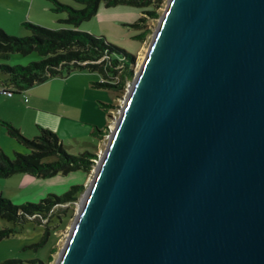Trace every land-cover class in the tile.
Instances as JSON below:
<instances>
[{
	"label": "water",
	"instance_id": "obj_1",
	"mask_svg": "<svg viewBox=\"0 0 264 264\" xmlns=\"http://www.w3.org/2000/svg\"><path fill=\"white\" fill-rule=\"evenodd\" d=\"M54 264H264V0H166Z\"/></svg>",
	"mask_w": 264,
	"mask_h": 264
},
{
	"label": "rangeland",
	"instance_id": "obj_2",
	"mask_svg": "<svg viewBox=\"0 0 264 264\" xmlns=\"http://www.w3.org/2000/svg\"><path fill=\"white\" fill-rule=\"evenodd\" d=\"M0 2L6 6L12 5L16 10L15 12H9L8 10L0 8L1 16L2 13H7L11 14V17L19 19V23L14 24V20L12 22L11 19L7 20L1 17L0 23L4 24L5 29L2 26L0 27L9 34L25 35L29 33V29L22 23V21H24L22 14L25 13L22 10L29 9V0H0ZM165 3L166 0L158 2V6L155 7L156 14L154 15H149L142 11L145 7L130 4L103 6L101 3L99 10H97L92 17L79 24V26L88 27L90 29L88 31L90 32L103 34L108 41L134 53L135 55L131 62L132 74L122 78L123 81L119 84V87L114 90L112 87L108 86H96L93 81L107 80L114 83L120 82L121 65L113 67L117 69V71L110 72L112 77H101L97 71L87 69H75L70 71V73H72L71 75L75 74V76L70 79V83L80 85L79 90H74L73 95L70 94V100L79 103L82 99L88 97L93 98L100 110V118L97 119L95 125L90 126L92 128L96 126L99 129L105 130L100 137L99 133H87L84 127L79 130L77 137L71 136L67 131H65L64 136L58 135L69 153L77 154L85 151L95 153L89 156L90 161L88 163V170L79 167L64 173L56 172L45 177L31 176L30 174L22 172L13 173L8 176H0L1 194L14 203H22L24 201L36 202L51 193L61 194L72 185H82L74 198L65 202L53 204L44 214H36L35 217L34 214L21 221H11L0 217V228L8 227L11 229L7 235L0 238V262L7 258H21L25 263L33 259H39L44 262L43 264L55 263L71 223L81 204L84 190L93 175L95 166L124 103L131 81L145 55L149 41L164 10ZM69 4H72L74 7L81 6V3L75 0H69ZM29 10L30 14H33V12L35 13V5L32 4ZM60 13L65 14V11L55 12L48 8L46 11L42 10V16H38L39 20H42V23L29 19L26 20L55 28L56 26L52 25L54 24L52 22V20H54L52 15ZM141 15L144 16V19L141 20V24L142 27L145 28L142 39L134 36V34L140 31V28L133 24ZM56 24H58V27H60V25L67 26L60 22ZM38 58L39 55L35 51H31L25 54L12 52L8 57L0 58V60L10 64H26ZM56 75L59 74H55L53 77H57ZM61 75L65 77L67 74L63 72ZM3 76L4 74L0 72V79H2ZM84 86L87 87V91H83ZM18 94H20V92L13 93L15 96ZM83 103L84 102L81 104L83 105ZM86 108L90 110V107L86 106ZM95 113H97L96 110ZM1 120L2 117H0V151L10 157L13 156L14 150L25 151L22 144L8 135L1 124ZM35 264H38V262H35Z\"/></svg>",
	"mask_w": 264,
	"mask_h": 264
},
{
	"label": "trees",
	"instance_id": "obj_3",
	"mask_svg": "<svg viewBox=\"0 0 264 264\" xmlns=\"http://www.w3.org/2000/svg\"><path fill=\"white\" fill-rule=\"evenodd\" d=\"M50 1L52 11H65L58 21L67 26L51 28L24 20L22 23L29 29V33L25 35L9 34L0 27V58H6L12 52L25 54L35 51L39 55L38 59L26 64H10L0 60V72L4 74L0 79V85L9 87L11 93L21 92L30 85L44 81L52 75L69 73L75 69L97 71L101 77H112L110 72L117 71L113 67L121 65L120 82L93 81L96 86H108L115 90L123 81L122 78L132 74L131 62L135 54L108 41L103 34L78 28L79 24L92 17L100 3L105 6L130 4L145 7L142 11L154 15L156 14L155 7L161 0H75L81 3L79 7L59 0ZM143 19L144 16L141 15L133 23L140 28L134 36L141 39L145 33V28L141 24ZM1 124L8 135L24 146L25 151L14 150L11 157L0 151V176L22 172L45 177L79 167L89 169V156L95 153L87 151L77 154L69 153L60 137L50 128L37 125V133L27 137L11 122L2 119ZM104 130L94 126L92 133H99L100 137ZM81 187L82 185H72L61 194L51 193L36 202L14 203L0 193V217L11 221H21L34 214V217L36 214H44L53 204L74 198ZM10 231L8 227L0 228V238ZM35 262L44 263L39 259L25 263L21 258H7L0 264H35Z\"/></svg>",
	"mask_w": 264,
	"mask_h": 264
},
{
	"label": "crops",
	"instance_id": "obj_4",
	"mask_svg": "<svg viewBox=\"0 0 264 264\" xmlns=\"http://www.w3.org/2000/svg\"><path fill=\"white\" fill-rule=\"evenodd\" d=\"M59 1L69 4V0ZM32 4L35 5V13L30 14L29 9ZM100 4L97 10H99ZM11 6H6L0 2V8L15 12L14 6ZM50 7V0H29V9L22 10L25 12L22 14L23 18L24 20L29 19L42 23L38 16H42V10L46 11ZM63 15V13L52 15L54 19L52 20L54 23L52 25L58 27V24H56L59 22L58 18ZM1 17L7 20L11 19L12 22L14 20V24L19 23V19L11 17V14L2 13L0 19ZM0 26L5 29L4 24L0 23ZM79 28L90 30L86 26H79ZM66 74L65 77L61 74L56 75L57 77L52 75L44 81L30 85L16 96L13 93H0V117L11 122L26 136L36 134L37 125L48 127L56 132L57 135L62 136L67 131L71 136L77 137L79 130L83 127L84 129L86 128L87 133L92 134L91 126L95 125L97 119L100 118V110L93 98L82 99L79 103L70 100V94L73 95L74 90H79L80 85L70 83V79L75 74L71 75L72 73L70 72ZM83 91H87L86 86H84ZM82 102H84L83 105L81 104ZM86 106L90 107V110ZM95 110L97 113H95Z\"/></svg>",
	"mask_w": 264,
	"mask_h": 264
},
{
	"label": "built area",
	"instance_id": "obj_5",
	"mask_svg": "<svg viewBox=\"0 0 264 264\" xmlns=\"http://www.w3.org/2000/svg\"><path fill=\"white\" fill-rule=\"evenodd\" d=\"M0 92L11 94V90L9 89V87H4V86L0 87Z\"/></svg>",
	"mask_w": 264,
	"mask_h": 264
}]
</instances>
